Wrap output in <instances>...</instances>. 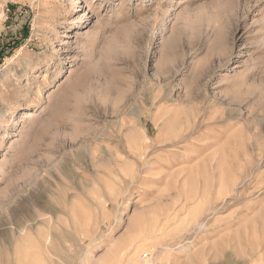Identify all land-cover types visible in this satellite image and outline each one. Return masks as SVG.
<instances>
[{
	"label": "rangeland",
	"instance_id": "obj_1",
	"mask_svg": "<svg viewBox=\"0 0 264 264\" xmlns=\"http://www.w3.org/2000/svg\"><path fill=\"white\" fill-rule=\"evenodd\" d=\"M1 45L0 264H264V0H0Z\"/></svg>",
	"mask_w": 264,
	"mask_h": 264
},
{
	"label": "bare ground",
	"instance_id": "obj_2",
	"mask_svg": "<svg viewBox=\"0 0 264 264\" xmlns=\"http://www.w3.org/2000/svg\"><path fill=\"white\" fill-rule=\"evenodd\" d=\"M77 2H78V0H77ZM75 6H77V7H79V4H77V5H75ZM78 10V8L76 9V11ZM75 23V18H71V19H67V21L65 22V24L67 25H71V24H74ZM28 112L27 113H25L24 115H23V117H26V116H28Z\"/></svg>",
	"mask_w": 264,
	"mask_h": 264
},
{
	"label": "trees",
	"instance_id": "obj_3",
	"mask_svg": "<svg viewBox=\"0 0 264 264\" xmlns=\"http://www.w3.org/2000/svg\"><path fill=\"white\" fill-rule=\"evenodd\" d=\"M5 48H6V47H4V45H1V46H0V59L2 58V54H3V52H5Z\"/></svg>",
	"mask_w": 264,
	"mask_h": 264
},
{
	"label": "built area",
	"instance_id": "obj_4",
	"mask_svg": "<svg viewBox=\"0 0 264 264\" xmlns=\"http://www.w3.org/2000/svg\"><path fill=\"white\" fill-rule=\"evenodd\" d=\"M147 256V253H143L142 254V258L146 257Z\"/></svg>",
	"mask_w": 264,
	"mask_h": 264
}]
</instances>
